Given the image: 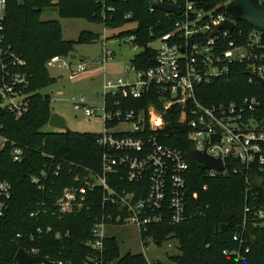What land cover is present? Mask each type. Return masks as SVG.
<instances>
[{
    "label": "trees",
    "instance_id": "obj_1",
    "mask_svg": "<svg viewBox=\"0 0 264 264\" xmlns=\"http://www.w3.org/2000/svg\"><path fill=\"white\" fill-rule=\"evenodd\" d=\"M230 1L205 0L202 8L226 10ZM152 3L153 0H25L21 4L19 0H8L6 44L26 60L25 71L30 83L27 88L29 110L19 119L7 112L1 119L4 123L2 132L24 147L25 157L14 162L5 154L0 164V180L12 184L8 210L0 218V264H18L15 259L18 249L32 247L50 257V264H58L59 260L84 264L87 256L93 254L85 244L91 238V228L96 218L108 209L101 203L102 190L91 198V207L74 213L62 215L53 206L65 187L82 185L83 167L99 169L102 148L97 144L99 133L43 130L52 113L50 98L45 99L46 92H42L53 82L46 62L54 55L74 53L75 43L97 42L99 35L82 31L77 41L66 40L62 37L60 21L42 20V13L55 6L60 17L84 18L111 28L136 22V27L114 36L129 37L134 46L141 48L130 64L136 70H146L156 64V50L149 44L173 28V18L163 10L152 11ZM104 4L114 9L106 10ZM237 29L243 31L242 40H246L254 27L240 20ZM248 77L245 67L236 63L227 77L197 87V97L204 103H212L254 96L260 100L257 114L264 117V83L249 82ZM110 96L106 93L105 99ZM125 103L135 108L155 103L162 109L155 95ZM178 117V110L167 112L168 124L163 139L183 149L188 158L187 219L179 224L163 219L146 231L142 230L141 239L145 242L151 236L158 246L176 240L180 253L169 256L171 264H264V172H258L257 168L247 174L241 170L235 172L233 165L237 163L227 160L224 173L211 175L194 157L195 146L188 137V128L178 122ZM43 171L49 174L47 180L41 176ZM35 176L40 177L39 183L33 181ZM44 183V188H40L39 185ZM43 202L47 211L31 216L32 212L42 210ZM40 226H52L54 231L30 241V233ZM243 226L250 251L244 259L238 260L235 255L224 254V250L232 251L238 247L233 236ZM57 231L69 232V236L59 240L54 236ZM18 233L21 237H17ZM105 245L104 264H162L159 260L149 262L141 252L122 253L112 235L107 237Z\"/></svg>",
    "mask_w": 264,
    "mask_h": 264
},
{
    "label": "built area",
    "instance_id": "obj_2",
    "mask_svg": "<svg viewBox=\"0 0 264 264\" xmlns=\"http://www.w3.org/2000/svg\"><path fill=\"white\" fill-rule=\"evenodd\" d=\"M204 2L153 0L152 5L169 3L177 7L176 12H165L173 18V28L156 39L160 43L155 48L156 64L146 70L132 67L137 75L133 82L124 81L122 77L104 80L105 94L110 93L111 98L105 99L104 94L102 117L107 126L97 137V144L102 148L100 167H83L82 185L65 187L53 203L62 215L74 213L91 207V198L102 190L101 203L108 209L96 218L91 228V238L85 244L93 254L87 256L84 264L105 263V241L110 224L131 222L141 232L163 219L171 224L187 219L188 158L183 149L163 139L168 124L165 115L171 109L179 111L178 122L188 128V137L196 150L223 160L222 171L206 169L211 175L224 173L227 160L237 163L233 165L235 172L241 170L247 174L256 168L258 172H264V117L257 114L260 100L246 96L239 101L204 103L197 97L196 90L201 85L227 77L236 63L245 67L249 82H263L264 32L254 28L247 39L242 40L243 31L236 30L237 21L226 10L202 8ZM261 2L264 4V0ZM7 4L8 0H0V108L4 110L0 117V164L5 154L14 162L25 157L24 147L2 132L4 123L1 119L6 112L19 119L29 110L27 62L6 44ZM104 6L106 10L114 9L110 5ZM155 9L151 7L152 11ZM227 19L235 24L232 31L220 28ZM113 55L114 51L105 44L104 63ZM46 67L67 69L70 78L89 71L85 62L73 63L64 55L52 56ZM151 95L156 96L162 109L155 103L139 108L126 106L125 102ZM84 102V98L77 101L73 97L75 109L84 108ZM84 111L87 116L98 114L97 107H86ZM41 176L47 180L49 174L43 171ZM33 181L39 183L40 177L35 176ZM44 185L39 187L44 188ZM11 195L12 184L0 180V218L6 215ZM41 205L42 210L32 212L31 216L47 211L45 202ZM53 231L52 226H40L30 233L29 239L35 241ZM245 231L243 226L234 234L233 240L238 247L232 251L226 249L224 254L235 255L238 260L245 258L250 251ZM54 236L65 240L69 232L57 231ZM17 237H21V233ZM147 239L153 240V237ZM170 241L167 242L169 246ZM143 247L146 249V241H143ZM25 250L33 256H44L39 248ZM51 262L50 259L49 263L40 264ZM58 264L72 262L59 260Z\"/></svg>",
    "mask_w": 264,
    "mask_h": 264
},
{
    "label": "rangeland",
    "instance_id": "obj_3",
    "mask_svg": "<svg viewBox=\"0 0 264 264\" xmlns=\"http://www.w3.org/2000/svg\"><path fill=\"white\" fill-rule=\"evenodd\" d=\"M57 2V0H56ZM42 20H59L62 27V37L66 40L77 41L82 31L97 34L98 40L94 43H75L73 52L78 55L72 59L73 63L80 61L88 65L89 71L80 73L75 78H70L69 70L60 68H47L53 82L45 87L42 92L50 94V110L57 112L67 120L68 129L101 133L106 121L102 117L105 90L104 80L122 77L124 81H136L137 75L132 69L130 60L141 51L135 47L129 37L114 36L122 30L132 29L137 26L136 22L126 23L117 28L107 27L103 23L90 22L84 18L60 17L55 6L44 10ZM154 33V32H153ZM155 34H153L154 36ZM161 35V34H159ZM158 35V36H159ZM114 51L111 59L104 63V45ZM159 41L149 44L152 48H158ZM73 97L80 101L84 98V108L97 107V116H87L84 108L75 109ZM122 128V127H119ZM44 131H61V129L46 124ZM108 235L116 237L122 253H144L150 260H159L162 264H171L169 256L179 254V246L176 240H171L162 246H158L152 239H146V249L143 247L141 232L138 226L128 222L124 224H110L107 226Z\"/></svg>",
    "mask_w": 264,
    "mask_h": 264
},
{
    "label": "water",
    "instance_id": "obj_4",
    "mask_svg": "<svg viewBox=\"0 0 264 264\" xmlns=\"http://www.w3.org/2000/svg\"><path fill=\"white\" fill-rule=\"evenodd\" d=\"M25 0H19L22 4ZM156 9L163 10L165 12H176L177 7L169 3H154L152 5ZM226 10L230 14L231 18L235 21H246L252 25L256 30L264 32V4L261 0H231L226 5ZM235 24L227 19L220 28H226L229 31L234 29ZM71 59L77 58L78 55L71 53L69 55ZM264 82V81H263ZM51 93H45V99H49ZM4 114V110L0 108V117ZM49 125L61 130H67V120L64 116L57 112L51 113L49 118ZM194 157L199 162L202 169H214L218 172L224 169V163L222 159H217L201 150L193 151ZM15 259L20 264H40L49 263L50 258L46 256H33L29 254L24 248H19Z\"/></svg>",
    "mask_w": 264,
    "mask_h": 264
}]
</instances>
